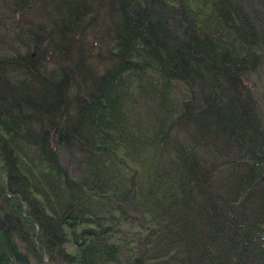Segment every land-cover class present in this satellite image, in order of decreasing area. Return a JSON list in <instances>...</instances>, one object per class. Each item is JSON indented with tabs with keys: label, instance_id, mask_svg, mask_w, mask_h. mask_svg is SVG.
I'll list each match as a JSON object with an SVG mask.
<instances>
[{
	"label": "trees",
	"instance_id": "trees-1",
	"mask_svg": "<svg viewBox=\"0 0 264 264\" xmlns=\"http://www.w3.org/2000/svg\"><path fill=\"white\" fill-rule=\"evenodd\" d=\"M0 264H264V0H0Z\"/></svg>",
	"mask_w": 264,
	"mask_h": 264
},
{
	"label": "rangeland",
	"instance_id": "rangeland-1",
	"mask_svg": "<svg viewBox=\"0 0 264 264\" xmlns=\"http://www.w3.org/2000/svg\"><path fill=\"white\" fill-rule=\"evenodd\" d=\"M180 86H181V88L180 89H176L175 91H176V94H179V93H183V91H185L186 89H185V87L182 85V84H180Z\"/></svg>",
	"mask_w": 264,
	"mask_h": 264
}]
</instances>
